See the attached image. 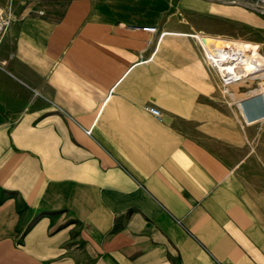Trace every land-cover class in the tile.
Returning <instances> with one entry per match:
<instances>
[{
  "label": "crops",
  "instance_id": "obj_1",
  "mask_svg": "<svg viewBox=\"0 0 264 264\" xmlns=\"http://www.w3.org/2000/svg\"><path fill=\"white\" fill-rule=\"evenodd\" d=\"M17 12L0 37V264H264L259 182L178 19L199 8Z\"/></svg>",
  "mask_w": 264,
  "mask_h": 264
},
{
  "label": "rangeland",
  "instance_id": "obj_2",
  "mask_svg": "<svg viewBox=\"0 0 264 264\" xmlns=\"http://www.w3.org/2000/svg\"><path fill=\"white\" fill-rule=\"evenodd\" d=\"M38 1L41 0H0V9L11 20L20 14L17 12L19 6L37 4ZM166 1L199 8L200 12H187L178 18L185 26L200 30L186 32L191 36L244 41L254 45L256 52L264 58V0H153L155 3ZM214 43L219 42L214 40ZM248 57L245 61L247 69L250 64L260 69V57L253 54ZM202 61L210 75L208 65ZM214 79L210 80V85L214 87L217 123L229 128L235 136L234 141L242 143V151L247 150L248 178L253 183L259 182V192L264 198V68L225 88ZM236 154H239L238 150Z\"/></svg>",
  "mask_w": 264,
  "mask_h": 264
},
{
  "label": "built area",
  "instance_id": "obj_3",
  "mask_svg": "<svg viewBox=\"0 0 264 264\" xmlns=\"http://www.w3.org/2000/svg\"><path fill=\"white\" fill-rule=\"evenodd\" d=\"M7 22V16L0 9V37L6 28ZM132 28L143 32H155L156 30L154 25H133ZM195 38L199 44L202 59L222 87H226L234 81L243 80L264 68V58L256 52L254 45L240 40L223 38L220 40L221 43H211L206 46L201 42L200 37ZM251 51H255L253 53L254 57L262 58L260 69L252 67L251 64L248 69L243 68V61L248 58ZM146 110L155 118L160 115L159 110L154 106H146ZM88 131L86 129L85 133H88Z\"/></svg>",
  "mask_w": 264,
  "mask_h": 264
},
{
  "label": "bare ground",
  "instance_id": "obj_4",
  "mask_svg": "<svg viewBox=\"0 0 264 264\" xmlns=\"http://www.w3.org/2000/svg\"><path fill=\"white\" fill-rule=\"evenodd\" d=\"M207 39H209V40H207ZM213 40V41H212ZM214 40H216L217 42H219V43H221L220 42V39H211V38H205L204 39V42H202L204 45H206V46H209L211 43H214ZM255 51H251V53L250 54H253ZM249 54V53H248ZM249 58V57H248ZM248 58L245 60V61H248ZM260 59L262 60V58L260 57ZM245 61H243V64H242V66H243V68H245V69H247V65H246V63H245ZM252 67H254L253 65H251ZM260 68H261V65H260Z\"/></svg>",
  "mask_w": 264,
  "mask_h": 264
},
{
  "label": "water",
  "instance_id": "obj_5",
  "mask_svg": "<svg viewBox=\"0 0 264 264\" xmlns=\"http://www.w3.org/2000/svg\"><path fill=\"white\" fill-rule=\"evenodd\" d=\"M204 39H205V37H203V36L200 37L201 42H204Z\"/></svg>",
  "mask_w": 264,
  "mask_h": 264
}]
</instances>
